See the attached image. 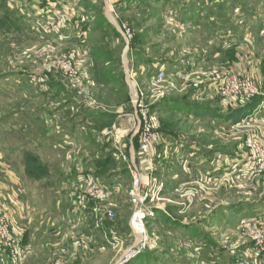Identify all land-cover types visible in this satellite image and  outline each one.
Listing matches in <instances>:
<instances>
[{
  "label": "rangeland",
  "instance_id": "obj_1",
  "mask_svg": "<svg viewBox=\"0 0 264 264\" xmlns=\"http://www.w3.org/2000/svg\"><path fill=\"white\" fill-rule=\"evenodd\" d=\"M52 3L0 0V217L19 242L17 253L0 244V264H264L251 236L264 228L251 215L264 208V171L219 175L235 152L249 158V142L264 147L252 125L222 126L262 106L264 0H77L67 25ZM225 73L252 74L258 92L222 95ZM134 87L158 135L145 156ZM75 179L111 194L79 204Z\"/></svg>",
  "mask_w": 264,
  "mask_h": 264
},
{
  "label": "built area",
  "instance_id": "obj_2",
  "mask_svg": "<svg viewBox=\"0 0 264 264\" xmlns=\"http://www.w3.org/2000/svg\"><path fill=\"white\" fill-rule=\"evenodd\" d=\"M41 0H33V2H40ZM122 30L125 32L126 37H128V29L122 27ZM252 74L245 73H225L219 76L218 84L219 90L222 95L235 96L240 99H249L254 94L258 92V85L256 82V78L252 77ZM163 78V72H159L158 79L161 80ZM134 95L131 94V102L134 108V117H136L138 122L139 132V152L141 155L145 156L151 150L152 143L157 139L158 135L154 131V127L151 121L148 119V111L147 105L143 102L141 98H139V92L136 88H133ZM136 115V116H135ZM249 146L251 147L250 156L248 158L247 167L249 171L254 173H259L264 171V147L260 146L258 141L253 140L249 142ZM150 170H152V166L150 164ZM132 185H131V194L133 199H138L141 188L144 186V182L142 181L141 172L134 168V172L132 173ZM84 180V177L81 178ZM148 183H153L149 186V188H154L152 190V195L155 196L159 188H162V184H160L157 189L156 178L152 175H149ZM80 180L75 179L72 184H78L77 190L78 193L73 194L74 198L80 204L85 203L88 199H92L96 202V199H105L110 194L111 191L106 189L103 185H98L99 183H88L82 187L80 184ZM80 190V191H79ZM93 203V204H94ZM139 212L134 215L133 218V228L142 230L143 222L141 217L139 216ZM252 240L256 246V249L260 254L264 255V228H254L251 231ZM15 235L12 233L7 217L3 214L0 217V244L6 246L11 252L17 253L18 240L15 239ZM20 255V251H18V257ZM264 259V257H263ZM14 264L18 263V258L13 259Z\"/></svg>",
  "mask_w": 264,
  "mask_h": 264
},
{
  "label": "crops",
  "instance_id": "obj_3",
  "mask_svg": "<svg viewBox=\"0 0 264 264\" xmlns=\"http://www.w3.org/2000/svg\"><path fill=\"white\" fill-rule=\"evenodd\" d=\"M55 1H57V3H61V1L63 2V4H61V6H64V14H65V17H63V18H66L65 19V25H67V21H68V18H69V16L67 15L68 13H70L71 11H73V7H68V8H66V6H69V5H74L76 2H77V0H51V5L53 4L52 2H55ZM24 2H26L30 7L32 6L31 4H33V6L35 7V8H37L35 5H39V4H37L36 2H33V1H31V0H24ZM69 4V5H68ZM32 6V7H33ZM40 6V5H39ZM31 7V8H32ZM32 10H33V8H32ZM67 15V16H66ZM51 21H53V20H51ZM73 28L74 27H71V28H69L68 30H65V33H67V32H69L68 33V35H71V33L74 35L75 34V32H73L72 30H73ZM67 37H69V36H67ZM66 37V38H67ZM65 38V39H66ZM65 43H70L68 40H65L64 41V44ZM263 103H262V106H259L258 104L255 106V107H251V108H249V110L247 111V113L244 115L245 117H243V118H241V120L240 121H242V122H240V123H237V125L236 126H242V125H244V124H247V125H252L253 126V129L264 139V98H262V100H261ZM201 108H204V110H206V108H205V106H202ZM259 112V113H258ZM257 114L256 116L254 115V114ZM196 114H198V113H196ZM204 114L205 115H203V116H201V117H205V116H207V115H209V113L207 112V111H205L204 112ZM253 114V115H252ZM114 116V115H113ZM51 118H53V116H51ZM129 120V119H128ZM222 123H224V124H222V126L223 127H227V128H231V127H233V125L234 124H236V123H232L231 121H229V120H226V119H223V121H222ZM235 126V125H234ZM115 127H116V125H115ZM57 128V127H56ZM118 128V127H117ZM54 131V130H53ZM54 133V132H53ZM51 134V133H50ZM103 134V133H102ZM101 134V135H102ZM120 135H122V133L120 134ZM103 136V135H102ZM61 141L62 142H64V144L65 145H69V144H71L70 142H71V139H70V137L66 134L63 138H61ZM106 141V140H105ZM107 142V141H106ZM108 143V142H107ZM224 152V151H223ZM242 152H235L234 154H233V156L234 155H236L235 157H234V159H233V161H232V163H230L231 165H230V167H224V170L222 171V172H220L219 170H217V172H220V174L219 175H223V174H225L226 175V173L228 172V171H230L232 168H234V174H238L239 176H241V177H243V176H249L247 173H244V168L245 167H247V163H248V157H247V153H242ZM232 156V155H231ZM229 157V156H228ZM228 157H226V158H228ZM214 157H211V159H210V161H212V163H213V161H216V160H214L213 159ZM223 161H225L224 159H222ZM226 161H227V159H226ZM218 162H222L220 159H218ZM211 163V162H210ZM209 172H208V174H210L208 177H215L216 176V174H217V172L216 173H214V170H215V168H214V166L212 165V166H210L209 167ZM15 183H17V184H19L18 182H15ZM20 185V184H19ZM164 190H165V188H164ZM17 205H19L18 203L16 204V206ZM14 213H15V216H14V218L17 220L18 218L20 219V220H18V222L20 223V224H23V223H21V221H23L24 219H25V217H21V208H20V210H19V208H16V209H14ZM246 214H248V213H246ZM251 215H254V216H252V217H255L256 219H258V220H260L261 221V223L262 224H264V208L263 209H261V210H259V212L258 213H253V214H251ZM67 216H68V220H72L73 218H69V214H67ZM18 217V218H17ZM14 219V220H15ZM70 220V221H71ZM243 220H245V219H243ZM256 249V248H255ZM172 249H167L166 251H164V252H169L170 254H172V251H171ZM178 254H175V256H177ZM173 259H174V256H173ZM247 258H242L241 260H239V259H237V261L235 262V263H237V264H247V260H246ZM211 260V261H210ZM263 260V259H262ZM209 261V263L210 264H231L230 263V261L229 260H226V261H221V263L220 262H216L215 261V259H209L208 260ZM257 260H255V262H256ZM198 262V261H197ZM264 262V261H263ZM170 264H180L178 261H177V259H174L173 260V262H170ZM182 264V263H181ZM189 264H193V263H189ZM194 264H197V263H194ZM199 264H208V262L207 261H205V260H202V261H200L199 262Z\"/></svg>",
  "mask_w": 264,
  "mask_h": 264
},
{
  "label": "trees",
  "instance_id": "obj_4",
  "mask_svg": "<svg viewBox=\"0 0 264 264\" xmlns=\"http://www.w3.org/2000/svg\"><path fill=\"white\" fill-rule=\"evenodd\" d=\"M261 73H262V76H263V79H264V63L261 64ZM250 106L251 105H248L247 108L239 107L238 109L235 110V112L233 114L228 115V117L225 118V119L231 121L232 123L238 122L247 113L249 108H251ZM195 109L199 110V108H195ZM186 110L187 109H185V111Z\"/></svg>",
  "mask_w": 264,
  "mask_h": 264
},
{
  "label": "bare ground",
  "instance_id": "obj_5",
  "mask_svg": "<svg viewBox=\"0 0 264 264\" xmlns=\"http://www.w3.org/2000/svg\"><path fill=\"white\" fill-rule=\"evenodd\" d=\"M133 95H134V93H133ZM159 192V191H158Z\"/></svg>",
  "mask_w": 264,
  "mask_h": 264
}]
</instances>
